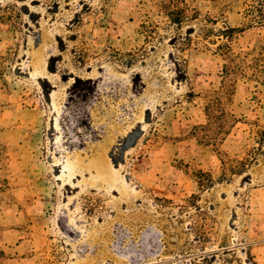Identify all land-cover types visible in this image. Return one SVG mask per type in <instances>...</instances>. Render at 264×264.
Returning a JSON list of instances; mask_svg holds the SVG:
<instances>
[{
  "label": "rangeland",
  "instance_id": "374dc122",
  "mask_svg": "<svg viewBox=\"0 0 264 264\" xmlns=\"http://www.w3.org/2000/svg\"><path fill=\"white\" fill-rule=\"evenodd\" d=\"M0 251L264 264V0H0Z\"/></svg>",
  "mask_w": 264,
  "mask_h": 264
},
{
  "label": "trees",
  "instance_id": "16d2710c",
  "mask_svg": "<svg viewBox=\"0 0 264 264\" xmlns=\"http://www.w3.org/2000/svg\"><path fill=\"white\" fill-rule=\"evenodd\" d=\"M249 17L252 18L253 16H250V15H249ZM173 19L176 20L175 23H177V24H181V23H182V20H181L182 17H181V16H179V17H175V18H173ZM254 19L256 20V18H254ZM255 20H254V21H255ZM259 22H260V21H257V20H256L255 23H259ZM255 23H254L253 20H252L250 23L245 24L244 27H245V28H250V29H251V28H254V27L256 26ZM242 28H243V27H242ZM242 28H240V27H238V28H232V27L228 26L227 29L220 30V32H221V36H222V37H226L227 39H230L231 37H233V33H234V32L240 31V30H242ZM245 28H244V29H245ZM231 32H232V35H231ZM186 37H187V38H190L189 35H187ZM228 47H229V46H228ZM207 110H208L209 114L213 117V119L218 118L219 114L222 113V112H224L225 115L227 114L226 111H225V109L223 108V102H222V98H221L220 96H214V98L210 101L209 105L207 106ZM86 121H87V120H86ZM88 125H89V124H88ZM89 126H90V125H89ZM79 128H81V129H79L80 132H81L82 130H84L85 133H89V131H88L87 129H85L83 126L80 125ZM197 133L200 134V132H197ZM201 138H202L203 141H209L210 138H211V136H210V134H208V133H204V132L202 131V129H201ZM0 254H1V251H0Z\"/></svg>",
  "mask_w": 264,
  "mask_h": 264
}]
</instances>
